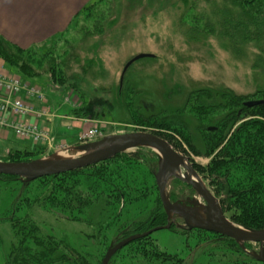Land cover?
<instances>
[{
	"label": "rangeland",
	"instance_id": "374dc122",
	"mask_svg": "<svg viewBox=\"0 0 264 264\" xmlns=\"http://www.w3.org/2000/svg\"><path fill=\"white\" fill-rule=\"evenodd\" d=\"M247 6L231 0H100L86 12L82 11L77 22L57 41L42 46L38 52L43 55H33L40 65L36 70L41 74L29 81L45 97L44 102H39L51 107L54 113L93 104V115L98 116L73 115L80 119L78 136L94 125L102 136L146 130L134 124L131 113L143 117L158 115L185 123L192 143L200 148L197 120L191 113L183 112L191 91L206 88L216 93L228 89L250 97L264 90V38L247 42L235 24L247 22L244 16ZM84 28L92 32L87 34ZM141 53L152 56L133 61L120 81L125 63ZM18 78L22 81L23 77L18 75ZM26 99L22 98L25 104ZM48 133L52 143L49 149L39 146L43 151L40 157L56 151L65 153V146L54 144V137ZM173 134L180 145L176 149L179 153L191 163L207 164L210 157L196 155L179 135ZM76 142L82 143L79 139ZM33 146L27 139L10 135L8 140L0 141V157L10 148ZM45 149L52 151L48 153ZM109 164L118 165L126 172L123 175L126 178L146 176L148 185L152 179L155 182L157 162L151 175L143 166L121 157ZM91 173L82 170L54 180L29 182L0 179V264H12V251L17 253L27 242L32 245L33 239L26 233L27 218L38 226L39 237L49 238L42 242H61L64 247L61 250L70 257L65 262L51 264H79L75 253L88 260L86 264H99L105 251L125 238L118 226L137 217V212L147 203L121 201L115 216L112 200L104 195L107 188L98 193L99 189L95 188L99 186L88 175ZM198 174L212 193L209 180ZM166 189L170 194L171 185ZM174 194L175 200L184 203L192 199L202 201L183 184ZM93 196H96L93 203L83 204ZM181 223L180 218L174 217L171 225L178 227ZM223 240L219 235L196 229L184 234L160 229L149 234L146 240L122 248L111 264H139L142 255L136 247L149 241L182 259L181 264H264L240 246L241 251L227 249ZM253 246L246 249H258V244Z\"/></svg>",
	"mask_w": 264,
	"mask_h": 264
},
{
	"label": "trees",
	"instance_id": "16d2710c",
	"mask_svg": "<svg viewBox=\"0 0 264 264\" xmlns=\"http://www.w3.org/2000/svg\"><path fill=\"white\" fill-rule=\"evenodd\" d=\"M98 1L100 0L87 2L75 16L73 22H77L76 19L81 17L82 11L86 12L91 5ZM231 1L237 5H248L244 8L246 10L244 16L248 19L247 22L236 21L235 23L238 24L237 27L243 39L252 42L264 38V0ZM79 29L81 30V28ZM84 30L87 34L92 32L86 28ZM63 35L59 34L53 37L49 43L57 41ZM39 49L40 47L36 45L26 49L20 48L0 35V58L3 59L5 67L9 71L15 72L23 77L22 79L27 80L41 74L36 70V66L39 67L40 65L34 57L39 53ZM39 54L40 56L43 55L42 52ZM260 99L264 100V90L258 91L250 97L235 94L228 89H221L216 93L206 88L191 91L183 112L191 113L195 117L194 119L197 120L196 130L201 137L200 148L192 143L185 123L171 121L166 116L143 117L140 114L131 113V115L134 114V124L140 125L142 128L164 138L175 150H178L180 145L175 140L173 133L179 135L196 155L210 157L205 165L192 162L193 167L209 180L208 183L212 187V193L219 199L225 215L234 223L253 229L264 227V103L244 106L243 102ZM70 113L87 117L98 116L93 115V104L73 108ZM177 120H180V118ZM209 126L212 128L208 129ZM42 153L41 147L38 146L35 149L12 148L5 153L3 158L0 157V160L25 161L38 158ZM120 157L132 161L138 167L143 166L146 173H150V175L155 162H157V154L149 148L142 147L133 150V152L117 154L111 159L96 164L43 176L35 180H54L65 174H77L82 170H90L92 173L88 175L93 177L94 179L91 180L95 181L96 186H99H95V189H99L98 193L99 191L103 193L107 188L104 195L112 200L110 204H114L115 216L118 214V206L121 201L147 203L145 207L137 212V217L130 218L118 226L120 235L127 237L131 234L142 233L155 226L165 225L167 222L166 214L162 208L155 182L152 179L150 185H148L149 182L146 176L140 179L129 178V173V177L123 176L126 172L120 170L118 165L112 166L109 164ZM0 179L18 181L19 178L15 175L0 174ZM106 185L107 187H105ZM168 185L172 187L169 194L170 199L175 200L174 190L179 185L181 186L182 182L177 178H170ZM188 188L191 193H194L192 188ZM73 197L70 193V199H73ZM86 199L83 204L90 205L96 200V196H93L91 200ZM6 220L14 221V218H7ZM169 229L182 234L188 232V230L176 227L174 224ZM201 231L213 233L206 230ZM38 232V226L27 218L26 233L27 236L33 239L32 245L27 242V244L16 250L17 253L12 251L13 255L10 256L12 258L10 263L51 264L52 261V263H55L69 260V255L61 250V247L64 248L61 242L49 240L48 243H44L42 242L43 238L37 235ZM18 235L17 232V237ZM216 235L224 239L227 249L241 251L234 239L220 234ZM148 236L133 240L125 246L144 241ZM253 245L252 243H245L247 249L254 247ZM125 246L112 255L108 264L112 263L113 258ZM136 249L142 255V262H139V264H181L182 259L180 260L174 254L160 249L153 241L144 242L143 245H138ZM75 257L79 264H86V261H88L81 258L77 253H75ZM46 259H48V262H46ZM99 264H101V260Z\"/></svg>",
	"mask_w": 264,
	"mask_h": 264
},
{
	"label": "water",
	"instance_id": "95a60500",
	"mask_svg": "<svg viewBox=\"0 0 264 264\" xmlns=\"http://www.w3.org/2000/svg\"><path fill=\"white\" fill-rule=\"evenodd\" d=\"M152 56L137 54L130 58L122 68L120 81L128 66L135 60ZM264 103L260 100H247L244 106ZM149 148L157 154V168L154 172L155 184L162 208L166 214L165 225L152 227L142 233L131 234L111 245L104 253L101 264H108L112 255L129 242L142 238L160 229H168L174 217L182 220L177 224L186 230L201 229L230 237L254 260L264 263V227L248 228L231 221L223 212L218 199L206 187L188 157L175 150L167 140L147 130L107 134L97 140L66 147L45 157L25 161L0 160V174L15 175L22 181H32L43 176L63 173L96 164L123 152L137 148ZM177 178L190 185L202 199H192L190 203L172 201L167 192L170 178ZM245 243L258 244L257 250L249 251Z\"/></svg>",
	"mask_w": 264,
	"mask_h": 264
},
{
	"label": "crops",
	"instance_id": "0c3cea01",
	"mask_svg": "<svg viewBox=\"0 0 264 264\" xmlns=\"http://www.w3.org/2000/svg\"><path fill=\"white\" fill-rule=\"evenodd\" d=\"M89 1L91 0H0V35L23 49L35 45L42 48L53 37L67 32L75 16ZM0 75L15 76L12 71L6 69L1 60ZM29 80L22 79L23 82L32 85ZM22 94L23 92L20 95ZM26 101L34 109V113L28 119L47 129L54 137V144L60 143L65 146L64 148L77 144L81 125L78 117L70 112L54 113L51 107L42 105L34 97H27ZM43 107L47 109L46 112L49 111L47 115H44L46 112L40 114ZM10 135L14 136L12 130L0 128V141L8 140ZM27 140L34 145L30 149L40 146ZM46 151L51 153L52 150Z\"/></svg>",
	"mask_w": 264,
	"mask_h": 264
},
{
	"label": "built area",
	"instance_id": "2783aa9c",
	"mask_svg": "<svg viewBox=\"0 0 264 264\" xmlns=\"http://www.w3.org/2000/svg\"><path fill=\"white\" fill-rule=\"evenodd\" d=\"M24 97H34L39 101H45L42 92L34 85L22 82L15 76L0 75V128L13 131L15 136L22 139H29L33 143L49 149L52 143L48 130L31 121L28 117L34 113L33 107L22 100ZM43 107L40 114L46 112ZM102 137L97 126L84 130L78 139L82 143L96 140Z\"/></svg>",
	"mask_w": 264,
	"mask_h": 264
},
{
	"label": "flooded vegetation",
	"instance_id": "af4514ba",
	"mask_svg": "<svg viewBox=\"0 0 264 264\" xmlns=\"http://www.w3.org/2000/svg\"><path fill=\"white\" fill-rule=\"evenodd\" d=\"M172 178V177H171ZM182 182V184L185 186V187H190V185L189 184H187V183H185V182H183V181H181ZM191 188V187H190Z\"/></svg>",
	"mask_w": 264,
	"mask_h": 264
},
{
	"label": "bare ground",
	"instance_id": "6f19581e",
	"mask_svg": "<svg viewBox=\"0 0 264 264\" xmlns=\"http://www.w3.org/2000/svg\"><path fill=\"white\" fill-rule=\"evenodd\" d=\"M62 154H63V155H64V154L68 155L67 153H62Z\"/></svg>",
	"mask_w": 264,
	"mask_h": 264
}]
</instances>
